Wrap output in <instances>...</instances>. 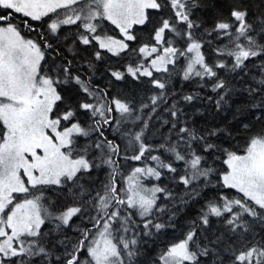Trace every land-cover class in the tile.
<instances>
[{"label":"snow or ice","instance_id":"obj_1","mask_svg":"<svg viewBox=\"0 0 264 264\" xmlns=\"http://www.w3.org/2000/svg\"><path fill=\"white\" fill-rule=\"evenodd\" d=\"M0 264H264V0H0Z\"/></svg>","mask_w":264,"mask_h":264},{"label":"trees","instance_id":"obj_2","mask_svg":"<svg viewBox=\"0 0 264 264\" xmlns=\"http://www.w3.org/2000/svg\"><path fill=\"white\" fill-rule=\"evenodd\" d=\"M58 11L63 12V10H58ZM51 15L53 16V18H55V14H51ZM17 16H18V14H17ZM20 19H25V18H22V17L18 18L17 21H16L17 24L20 23ZM45 19H48V18L46 17ZM32 23H33L34 25L37 24V22H32ZM45 28H46V25L40 27V28H39V31H44ZM21 32H22V34L25 35V37H27V38H32V39H36V38H37L35 32H29L27 29L23 28V26H21ZM114 34L118 35V32H117V33H114ZM49 58H50V55H49ZM242 144H243V141L241 140L240 145H242ZM217 165H219V161H217ZM146 183H148V182L146 181ZM159 202H160V203H166V201H163V200H161V201H159ZM179 235H180V233H179L178 231H177V232H172V231L170 230V231L167 233L166 236H162V237H161V239H160V241H159L158 243L160 244L161 247H163V245L167 244V243L170 242L171 240L178 238Z\"/></svg>","mask_w":264,"mask_h":264}]
</instances>
